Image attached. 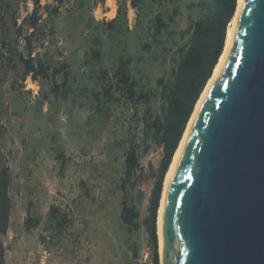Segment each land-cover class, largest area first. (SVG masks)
<instances>
[{"label":"rangeland","instance_id":"rangeland-1","mask_svg":"<svg viewBox=\"0 0 264 264\" xmlns=\"http://www.w3.org/2000/svg\"><path fill=\"white\" fill-rule=\"evenodd\" d=\"M199 1L143 0L136 10L125 0H63L56 16L45 9L52 12L56 0H41L44 45L38 52L51 66H67L71 93L63 101L51 94V81L22 79L18 54L25 45L17 28L27 33L33 0H0V175L8 171L11 199L0 264H152L144 220L155 181L151 171L157 172L163 150L148 139L149 152L140 154L145 179L126 191L125 156L142 138L148 112L150 122L162 114L157 81H168L177 67L187 40L182 32L200 17L190 6ZM156 18L168 27L153 40ZM122 57L133 58L130 74L149 103H132L116 89ZM124 203L139 212L140 229L121 220ZM51 208L70 222L63 234L48 219ZM28 219L40 224L28 230Z\"/></svg>","mask_w":264,"mask_h":264},{"label":"water","instance_id":"water-1","mask_svg":"<svg viewBox=\"0 0 264 264\" xmlns=\"http://www.w3.org/2000/svg\"><path fill=\"white\" fill-rule=\"evenodd\" d=\"M162 240V264H264V0H245L176 160Z\"/></svg>","mask_w":264,"mask_h":264},{"label":"trees","instance_id":"trees-1","mask_svg":"<svg viewBox=\"0 0 264 264\" xmlns=\"http://www.w3.org/2000/svg\"><path fill=\"white\" fill-rule=\"evenodd\" d=\"M107 0H96L97 4H104ZM130 1L133 9L138 10L143 0H125ZM58 6L47 13L58 16L63 0H56ZM33 11L28 19L29 29L25 35H22V28H17L19 36H24V50L18 54V59L23 66L22 79L27 78L37 80L39 78L52 82L51 94L58 100L66 101L69 99L71 89L68 86L69 72L67 66H51L48 61L42 58L38 49L44 45V30L42 28L41 0H33ZM196 8L200 17L184 32L183 37H187L185 44L180 48V61L177 67L172 71L171 78L164 81L160 78L157 83L160 88L159 97L162 101V114L160 117L152 118L148 112V118L145 119L143 136L140 140H133L125 156L124 178L122 189L127 190V186L132 184L133 187L139 181L145 179L144 171L140 166V154L148 153V139L163 150V156L156 173L151 171V176L155 179L149 204L147 207V217L144 220L149 242L152 248V264H160L157 222L160 203L164 192L167 174L173 163L177 150L181 144L184 134L188 128L191 118L195 112L196 106L201 99L219 61L224 53L228 29L238 9V0H200L197 4L191 5L190 9ZM122 9H118V16L111 21L108 26L110 30L116 28V22ZM178 15L175 10L173 16ZM171 17L169 22L174 21ZM168 27L160 18H156V26L152 34V39L157 40L162 31ZM38 40L39 45L35 46ZM144 50L149 51L151 46L144 44ZM101 57L100 53H96ZM35 56V57H34ZM133 62L132 57L120 59L119 71L116 75V89L121 96L130 100L132 103L141 102L149 103L150 97L146 93H138L137 83L131 76L128 66ZM63 75L64 81L57 82V77ZM111 84L105 88L104 95L107 96V103L112 101ZM101 94L95 95L97 101ZM109 102V103H110ZM102 110V109H100ZM102 112V111H101ZM133 179H135L133 181ZM133 181V182H132ZM9 176L6 169L0 175V233L4 234L8 229L9 217L11 211V199L8 195ZM141 200L144 195L141 194ZM140 214L135 207L123 205L121 220L129 227L135 230L141 228L136 221ZM49 221L54 225L60 234L66 231L70 222L66 215H62L57 208H51L49 212ZM40 220L28 219L27 229L37 227Z\"/></svg>","mask_w":264,"mask_h":264},{"label":"bare ground","instance_id":"bare-ground-1","mask_svg":"<svg viewBox=\"0 0 264 264\" xmlns=\"http://www.w3.org/2000/svg\"><path fill=\"white\" fill-rule=\"evenodd\" d=\"M111 2V1H110ZM245 0H238V9H237V12H236V15L233 19V24L229 27L228 29V33H227V38H226V45H225V50H224V53L219 61V64L217 65L215 71H214V74L211 78V80L209 81L201 99L199 100L197 106H196V109H195V112L191 118V121L188 125V128L184 134V137L181 141V144L179 146V149L177 150V153L175 155V158H174V161L169 169V172L167 174V178H166V183H165V187H164V192H163V195H162V200H161V204H160V208H159V213H158V222H157V235H158V246H159V256H160V261H161V264H162V259H163V253H164V247H163V240H162V214H163V205H164V197H165V193H166V190H167V186H168V182H169V178H170V175L172 173V170L174 168V165L176 163V160L177 158L179 157L181 151L183 150L184 146H185V143H186V140L188 138V133H189V130L191 128V125L210 89V87L215 83V81L217 80L224 64H225V61L227 59V56L232 48V44H233V40H234V34H235V30H236V26H237V21H238V18H239V14H240V11H241V8L244 4ZM112 5V4H111Z\"/></svg>","mask_w":264,"mask_h":264}]
</instances>
